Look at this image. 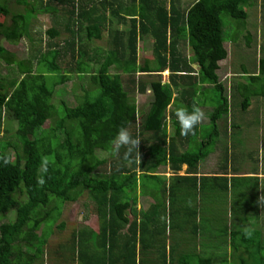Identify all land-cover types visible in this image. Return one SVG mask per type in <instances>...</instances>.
<instances>
[{"label":"trees","instance_id":"1","mask_svg":"<svg viewBox=\"0 0 264 264\" xmlns=\"http://www.w3.org/2000/svg\"><path fill=\"white\" fill-rule=\"evenodd\" d=\"M184 1L190 0H0V61L9 66V73L0 72V134L4 123L11 134L0 138V264H147L143 253L153 257L150 264H264V233L252 222L259 221L256 203L255 209L244 205L242 222L230 232V241L214 244L215 258L188 251L183 232L152 229L151 241L144 240L150 225L166 229L161 217L167 208L153 209L165 202L166 194L174 197L160 176L148 172L169 163L174 171L172 187H177L184 180L178 175L182 165L187 163L190 171L197 172L200 162L223 139L219 121L228 124L232 108L221 76L222 62L228 57L223 17L233 18L241 27L240 33L237 29L234 33L229 25L236 37L233 42L253 50L258 38L251 32L248 36L241 33L249 18L259 28L264 15V10L254 14L259 0H199L183 6ZM131 7L138 17L127 19L122 10ZM40 15L51 17L50 28H41L37 43L45 48L31 49L34 54L20 58L3 42L19 44L26 36L34 41L31 31L40 25ZM146 38L153 40V60L140 62L139 48ZM102 40L104 48L99 52L97 41ZM97 62L100 75L93 72ZM259 62L257 77L252 74L256 67H244L243 74H249L251 82L242 110H248L252 97L264 95V57ZM166 70L170 74L163 82L161 72ZM258 84L263 90H256ZM73 91L75 106L64 99ZM146 91L150 92L147 108L140 109L137 98ZM198 103L214 107L211 129L204 122L194 135L182 136L175 112L169 120L168 108L174 104L177 109H190ZM138 113H144L143 125L135 127L133 134L140 140L139 158L135 150L126 153L125 148L113 147L118 130L132 125L130 120ZM237 115L234 109V119ZM169 127L173 129L170 140ZM240 129V124H233L230 132V138L237 139L234 152L225 146L224 162L218 159V169L226 168L224 174L201 177L213 183L208 184L218 196L216 203L211 199L218 203L217 216L226 202L246 194L238 192L236 178L229 177L230 168L238 171L237 162L232 161L241 147L236 138ZM179 143L189 145L181 149ZM139 172L144 191H166L158 194L151 208L136 213L139 188L132 184ZM40 179L43 184L38 183ZM85 193L93 200L91 211L102 219L99 232L61 218V205H70ZM175 201L179 202L173 199L170 204L174 218L188 211L176 209ZM231 211V218L235 217L236 207ZM226 225L218 233L227 234ZM65 230L71 233V241ZM219 251L225 253L218 257Z\"/></svg>","mask_w":264,"mask_h":264},{"label":"rangeland","instance_id":"2","mask_svg":"<svg viewBox=\"0 0 264 264\" xmlns=\"http://www.w3.org/2000/svg\"><path fill=\"white\" fill-rule=\"evenodd\" d=\"M194 1L195 0L184 1V3H182V4H183V6H188V4H191ZM258 6H259L258 10L256 12H254V14H259L261 11L264 10L262 8V0L258 1ZM13 7H14V9H16V8H18V5L14 4ZM245 8H247L246 5H245ZM254 10L255 9L253 8V11ZM6 14L7 13H5L1 16V21H3L6 18ZM122 14H124L127 17V19L133 18V17H138V13L136 12V10L133 7L122 10ZM223 21H224V24L226 26L225 31H224L225 37H226L225 46L227 45L228 53H230L231 57H232L231 66H233L232 64H234V62H235L234 56H236L240 52H243L244 55L246 54L245 58L247 60H254V56H255L254 52H258L259 54H261L262 58L264 57V15L261 18V23L257 24L259 26V28H256V26L253 22V18H249L248 23L246 25V29L243 28L244 31L241 33V35L245 34V36H248V32H251L252 34L255 35V37L258 38V42L255 44V47H254V52L252 51V47L251 48H249V47L244 48V47L240 46L239 43L233 42V40H234L233 38H236V37L232 36L229 25L232 27L234 33H235V29H237L238 33L241 32V27L238 25L236 20H234L233 18H231L229 16H224ZM39 23H40V25L39 26L34 25L32 31H31L32 36L35 38L34 41L30 40L26 36V37H23V39L21 40V42L19 44H10L7 40H5L3 42V44L7 48L13 50L18 55V57H20V58L26 57L27 55L29 56V52L34 54V52L30 51L31 49H34L36 51L41 50V49L44 50L45 45L41 46L39 43V47H37V43H38V39L40 37L41 28H43V30L50 28L51 17L49 15H40L39 16ZM248 26H250V28H248ZM107 37H108V32H105L104 38L106 39ZM45 38L46 37L43 35V43L45 42L44 41ZM103 46H104L103 40L97 41V48L99 50H101L103 48ZM152 49H153V40L151 38H148V39L146 38L145 40H142L141 47L139 48V54H140L139 60H140V62H142L143 59H147L148 61L153 60ZM190 49L191 48L187 49V53H188V55L192 56L193 53ZM249 64L253 65V61H250ZM229 65H230L229 61L228 62H225V61L222 62V67H223V69L221 70L222 78L225 75H229V72H230L229 71ZM8 67L9 66L6 65L5 62L0 61V72L1 73H3V74L9 73ZM161 74H162L163 81H164V79L167 81L169 74H170L169 70L165 71V72H161ZM146 76L147 75H145V77ZM77 81H78V79H77ZM250 82H251V80H249V79L245 80V84L249 85ZM259 82H262V81H259ZM255 88H256V90H263L262 87L260 86V84H258ZM241 91L242 92H239L237 94V102L238 103H243L244 96L246 94V93H243V92H245V90H241ZM148 93H149V91H146V94L145 93L139 94V96L137 98V102L139 104L140 109L147 108L146 102H148V100H149ZM79 95L82 96L83 93L80 92ZM210 95L214 96L215 92H210ZM141 97L144 100L143 102L141 101ZM174 98H175V100L177 99L176 93L174 94ZM228 98H229V96H228ZM258 98H264V95L262 97H258ZM64 99L71 106H75L78 104V101L74 97V91L68 92L66 97L64 96ZM232 104H234V103L232 102ZM54 106H56V107L58 106V99L57 98H55V100H54ZM258 107H261V109L263 111V118L261 119L262 123H259V118L255 116L254 122L256 123V126L250 125L249 127H251L250 128L251 131L249 133H247L246 135L243 134L242 136H239V134H238V136H236V138H239L237 145L241 146L240 147L241 149L236 150L237 159L233 160L234 159L233 158L232 159L233 161L232 160L231 161H232V163H234V161L237 162V163H234V165H236L237 168H241L243 170H246L249 173L251 171H256V172L259 171L258 173L260 174V176H262L261 174L263 171H261V170L264 169V160H263V155H264V102L260 104V99L252 102V105H251L252 109L256 108V110H259ZM168 109H169V111H168L167 115H168V118L170 120V117H172V115H173L171 113L173 111L176 112L177 108L174 106V104H172L171 106H169ZM202 110L206 114V120L204 122H207L206 125L209 127V129H211L210 112L212 110V107L209 105L208 107L205 108V110L203 108H202ZM208 111H209V113H208ZM233 113H234V109H233ZM4 119H6V118H4ZM238 119H241V118H237V120ZM139 120H140V118H136L134 121L136 122V124H139ZM233 120H235L234 117L230 116L229 122H231V121L233 122ZM224 123L225 122H222L221 124L225 125ZM252 128H254V129H252ZM1 130H2V133L0 134V138L1 139L2 138L8 139L11 134H10V130L6 129L5 123L3 124V127ZM7 130H8V132H6ZM172 131H173L172 127H169V132H172ZM230 132H226L223 129L221 130L220 137L223 138L222 141L221 140L219 141L216 150L213 151L212 153H210L208 161L204 163V170H207L208 173H212V171L215 172L216 166L219 165V163H217L218 159L220 161H222V158H225V153H224L225 146H228L231 149V151L234 152L233 144H234V142L237 141V139L233 140L234 137H231V139H230ZM192 147L196 148V145L193 144ZM246 164H248L247 167L245 166ZM257 166H259L261 168V170ZM225 170H226V168L223 169V172ZM230 170H231V168H230ZM156 172H159L160 174H166V172H169V170L165 169V168H161V169H158ZM231 173H234V172H231ZM140 175H141V172H139V177H140ZM230 175L233 176L234 174H230ZM204 176H211V175H204ZM139 177H137L135 179L136 183H139ZM242 177H247V178L243 179V183L246 184V186H254L255 185L256 178L253 175L247 174V175H244ZM242 177L236 178V182H237L236 186L237 187L239 186L238 181H240V179ZM259 180H260V178H259ZM262 181H263V185H264V177L262 178ZM146 182L148 183L149 181H146ZM170 182H172V180ZM183 183H189V184L194 185L193 182H183ZM191 190H192V188L186 192H179L180 196L178 198H176L179 200V202L175 201L176 204L178 205L176 209H179V207H183V206L187 205L186 203H184V202L182 203L181 201L184 199L183 197H186L187 195H189L191 193ZM244 192L246 193L244 197H238L237 199L234 200V202L233 201H231L230 203L226 202L225 207L223 209H221L222 211H221V213H218V216L216 215V212H214V211L207 212L206 213L207 216H205V219L207 220V222L209 221V217H210L213 221H217L216 224H217V227H219L224 219L227 220L224 222V224H226V222H227V224H233L234 220L240 219V217L242 216V213L244 212L243 211L244 205H246L247 209L252 208L255 205L254 201H256L255 194H254V198H253V197H250V195L248 194L247 191H244ZM138 193H139V190H138ZM261 194H262V200H261V197L259 196L260 207L258 209L260 212L259 218H258L259 221H252V222L256 223L257 227L260 228V230H262L264 233V229H263L264 190L261 191ZM230 195H231V193H230ZM205 197H206V201L212 199V201L214 203H216L217 198H215V197H218V196L216 193L207 192ZM237 203H241L242 205L240 204V206H239ZM61 206H62V209L64 212L63 216L61 218H63L64 221L66 220V221L71 222V223H76L78 226H81V225L94 226L97 222V216H95L91 211V208H93V200L88 196L87 193H85L82 196V198L71 203L70 205H65V203H63ZM232 206L236 207V216L233 218H231ZM143 207L144 206L142 205V203L139 202L137 204V207H136V213H141ZM251 210L252 209H250V211ZM11 219H12V216H10V219H8V220H11ZM3 221H6V220H3ZM239 223H241L240 220H239ZM51 224H54V222H51ZM57 225H58V223H55L54 227H56ZM207 227H209V226L207 225ZM43 230H45V228H43ZM54 230H56V228ZM39 232L41 233V231H39ZM67 232H68V230H65L64 234H66ZM222 235L223 234H220L218 236H214L213 238L208 237L204 241V238H201V237H196V239H194L193 238V232L189 230V232L183 233L182 239H183V242L184 243L186 242V245L189 246V247H187L188 251L201 252V250H202L201 244L203 242H214V241H216V243H217V242L223 240L224 236H222ZM53 240H54V238H52L50 236L49 241H53ZM226 240L230 241L229 235L226 237ZM225 252L229 253L227 250ZM225 252L219 251L217 256L220 257ZM45 263L46 262H44V264ZM49 264H51V262H49Z\"/></svg>","mask_w":264,"mask_h":264},{"label":"crops","instance_id":"3","mask_svg":"<svg viewBox=\"0 0 264 264\" xmlns=\"http://www.w3.org/2000/svg\"><path fill=\"white\" fill-rule=\"evenodd\" d=\"M196 1H198V0H195L194 2H196ZM226 49L228 51L227 45H226ZM252 51L254 52V49ZM254 54H255L254 60H247L245 58L243 52L238 53L236 56H234L235 62H234V64H232L233 66H231L232 57H231L230 53H228V57L224 60L225 62H228V61L230 62L229 75H225L222 79L224 86L226 88L224 96L227 97L228 102L230 101V104L232 106L231 113L229 114V118H230V116L233 117V109H236L238 111L237 118H241V119L237 120V118H236L235 120H233V122L232 121L229 122L228 125L227 124L222 125L221 123L223 122V120L221 119L219 121V130L220 131L223 129L226 132H230L233 129V124H234V126L237 124H240L241 129H240L239 136H242L243 134L246 135L247 133H249L251 131V129H250L251 127H249L250 125L256 126V123L254 122L255 116L259 118V123H262L261 119L263 118V111H262L261 107H258L259 110H256V108L252 109L251 108L252 103H251L248 110H242V108H241L242 103L237 102V94L239 92H242L240 90H246V88L249 86L248 84H245V80L247 79V77H249V74L245 75L243 73L245 72L244 67L247 68L249 66L250 61H253L252 66L256 67V70H253V73H252L253 76H255V77L260 76V72H259L260 70L258 69V64H259V60L261 58V55L258 52H254ZM196 65L197 64H195L194 66H196ZM199 67L200 66L197 65L195 68H199ZM254 81H259V80H255V79L252 80V82H254ZM243 93H246V92H243ZM228 96L230 99L228 98ZM258 99H260V104L264 102V98H258V97H252V102H254ZM232 102L234 104H232ZM243 102H245V96H244ZM197 105L200 106L201 109L203 108L205 110V108H206V106L204 104L198 103ZM211 107H212V110L210 112V115L214 110V107L213 106H211ZM208 113H209V111H208ZM252 129H254V128H252ZM172 134H173V131L170 132L169 140L171 139ZM188 145H189V143H184L183 145L181 143H179V146L181 147V149H185L186 147H188ZM139 152H140V150H139ZM208 158H209V156L207 157V159L205 161L200 162L197 172L190 171L191 169L188 168L187 163H184L182 165L181 170L178 171V175L183 176V178H184L183 182H192V180H193L194 185L182 182L181 185H179L177 187H172L173 182H170V181L172 180L171 178L174 177V171L171 169V167L169 165H167L166 167H161V168H165V169L169 170V172H166V176H167L166 179L161 177V179H160L161 183L163 184V186H165L166 189L171 187V189L173 191L171 193V196H174V197H170L169 193L166 194L165 195L166 197L163 198V200H165V202L161 203V206L158 207L157 209H153V211H155V210L161 209L163 207L167 208L166 214L161 217V220L164 219L166 222V229L165 228H157L156 226L150 225V228L148 227L146 229V232L144 233V235L148 234L144 239L146 242L151 241L149 234L151 233L152 229H155V230L158 229L162 233H166V234H169L170 231H173L175 234H177V233H181V232L186 233V232H189V230H190L193 232V238L194 239H196V237H201V238H204V241L208 237L213 238L214 236L220 235V233H218L219 229L223 228L224 225H226V224L221 223L220 226L217 227V224H216L217 221H213L210 217H209L208 222L205 219V216H207L206 213L210 212V211H215V209H216L215 205H218V203L214 204L211 200L206 201V197H205L207 192H211L210 191L211 187L208 183H210V184H213V183L210 180L207 181L208 183H206L204 181L208 178H204L202 180L201 177L204 175H211L212 176L214 174H224V172H223V170L218 169V165L216 166L215 172L212 171V173H208L207 170H204V163L208 161ZM263 160H264V155H263ZM222 162H224V160H222ZM217 163H219V162H217ZM245 166L247 167L248 164H246ZM257 167L261 170V168L259 166H257ZM261 171H263L261 174L262 176H260V174L258 173L259 171L258 172L251 171L249 173L248 171L243 170L241 168H238V171L229 170V177L231 176L230 174H234L231 177H235V178H240L244 175L249 174V175H253L256 178V182H255L254 186H246V184L243 183V179L247 178V177H242L240 179V181H238L239 186L238 187L235 186V187L237 190H239V192L247 191L249 195L251 194V190H252L253 191L252 194L257 195V196H255L256 201H254V204L255 203L257 204V205L255 204L257 209H259V207H260L259 196L261 197V200H262L261 191L264 190V185H263V181H262V178L264 177V169ZM231 172H234V173H231ZM157 173H159V172H157ZM161 175H163V174H161ZM259 178H260V180H259ZM149 181H151V180H149ZM236 183L237 182L235 181V184ZM139 184L141 185L140 180H139ZM146 185L149 186V184H146ZM204 186H206V187L204 188ZM149 187H151V186H149ZM191 188H192L191 193L189 195H187L186 197H183L184 199L181 201L182 203L184 202L187 204L186 206H183L182 208L187 209L188 211L183 213V214H178L174 218L170 213V209H171L170 204L172 203L171 200L178 198L180 196L179 192H186V191L190 190ZM149 189H151V188H149ZM166 189H163V190L160 189L159 193L160 192L164 193L166 191ZM158 194L148 191L146 193V195L139 197L138 203L139 202L142 203V205L144 206L143 207L144 209H147L148 207L151 208L153 203H154L153 205L156 204V201L158 200ZM254 206H253V208H254ZM152 212H150V216H151ZM242 216H244L243 213H242ZM258 217H259V214H258ZM171 218L173 219L172 221H171ZM239 220L242 222L241 219H239ZM239 220H236V225H233V224H227L226 225V226H228V230H227L228 233L227 234L224 233L222 235V236H224V238L222 240L223 241L222 244L225 245L229 241V240H226V237L228 235L230 236V232H232L234 230V228L238 224H240ZM207 225L209 227H207ZM82 226L83 225H81V227ZM182 226L185 229H181ZM92 227L97 229V227H98L97 223ZM263 229H264V222H263ZM214 244L216 245V241H214V242H203L201 244V246H202L201 252H196V253L206 255L207 257L215 258L216 250L214 249V247H215ZM147 250L149 252H153V254L155 256L156 252L154 251L153 248L148 247ZM192 252H195V251H192ZM143 255L146 259L147 264L150 262V260L153 259V257H149L148 255H145L144 253H143Z\"/></svg>","mask_w":264,"mask_h":264},{"label":"clouds","instance_id":"4","mask_svg":"<svg viewBox=\"0 0 264 264\" xmlns=\"http://www.w3.org/2000/svg\"><path fill=\"white\" fill-rule=\"evenodd\" d=\"M103 48L101 50H99L97 48V50L99 52L100 51L102 52ZM107 54L108 53L104 54L101 57V60H103V58H105ZM258 66L260 67V62L258 64ZM100 67H101V64L99 62L94 64V70H93L94 74H97V75L101 74ZM166 71H168V70H166ZM163 82H166V80L164 79ZM141 101L142 102L144 101L142 97H141ZM174 115H175V117L177 119V122L179 124V127H180V134L182 136H185V137L190 136V135H194L197 127L199 125H201L202 123H204V121L206 120L205 112L200 107H198L196 105H193L190 109L187 108V107L178 108L177 111L174 113ZM143 117H144V113H138L134 118H132L130 120V122L132 123L133 126L132 125H128V127H121L118 130V132H117V134H116V136L114 137V140H113V147L115 149L118 150L120 148H125L126 149V153H131V152H133L135 150V151L138 152L137 157L139 158L140 140L135 138L133 134H134L135 127L137 129H140L141 126L143 125V123L141 121ZM136 118H140L139 124H136V122L134 121ZM147 145H149V144H147ZM4 163H8L7 158H4ZM47 163L48 162L46 160L43 161V170L45 172L47 171ZM168 164L169 163H165V164L159 165L157 168L153 169V171L148 172V173H151L153 175H157V176H160V177H163L164 179H166L167 178L166 174L161 175V174L157 173L156 171L158 169H161V167H166ZM139 180H140V178H139ZM38 183L43 184L44 180L40 179V180H38ZM134 184H136L138 186V188H139L138 189L139 190L138 197L144 196L143 195L144 193L146 195V193L148 191H144L142 189V185H140L139 183H136L135 181L133 182L132 185H134ZM135 209H136V207H135ZM92 213L95 216H97V222L96 223H97L98 227H97V229L92 227V226H90V227H92L95 232H99L100 224L102 223V219L99 218L96 213H94V212H92ZM130 216L132 217V215H130ZM83 226H86V225H83ZM124 232L125 233L127 232V228L126 227L124 228ZM66 236H67L69 241L72 240V235H71V233L69 231L66 233ZM65 242L66 241H64V243Z\"/></svg>","mask_w":264,"mask_h":264}]
</instances>
